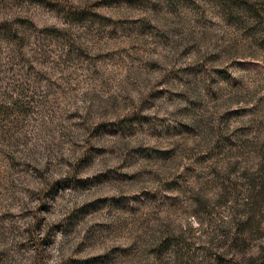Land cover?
<instances>
[{"label": "rangeland", "instance_id": "1", "mask_svg": "<svg viewBox=\"0 0 264 264\" xmlns=\"http://www.w3.org/2000/svg\"><path fill=\"white\" fill-rule=\"evenodd\" d=\"M0 264H264V0H0Z\"/></svg>", "mask_w": 264, "mask_h": 264}]
</instances>
